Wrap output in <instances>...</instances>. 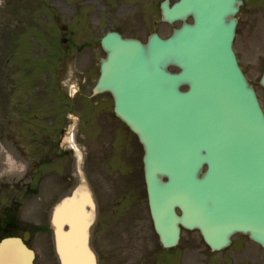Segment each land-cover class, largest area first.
Listing matches in <instances>:
<instances>
[{
	"label": "water",
	"instance_id": "obj_1",
	"mask_svg": "<svg viewBox=\"0 0 264 264\" xmlns=\"http://www.w3.org/2000/svg\"><path fill=\"white\" fill-rule=\"evenodd\" d=\"M242 3L166 0L163 20L183 22L171 36L102 40L107 58L96 90L113 94L117 114L145 146L151 211L165 246L176 245L184 227L199 229L213 250L236 233L264 248V110L233 50ZM76 201L63 200L53 216L61 263L97 264L90 220L77 225L66 214ZM14 248L17 264H33L34 252L18 237L1 242L0 264Z\"/></svg>",
	"mask_w": 264,
	"mask_h": 264
},
{
	"label": "rangeland",
	"instance_id": "obj_2",
	"mask_svg": "<svg viewBox=\"0 0 264 264\" xmlns=\"http://www.w3.org/2000/svg\"><path fill=\"white\" fill-rule=\"evenodd\" d=\"M5 1L0 0V41L6 32V20L9 19L11 35L16 33L11 42L18 52L16 55L12 54L10 61H7L11 66L9 70L12 78L7 89L3 73L0 74V150L5 148L23 167L6 172V153L0 151V225L8 219L17 227L32 229L34 233L29 244L37 253L35 264H59L52 246V235L46 231L51 225L50 209L53 204V201L46 200L50 191L49 181H44V187L48 190L44 196L41 197L37 191L27 192L25 184L31 183L33 174L29 176L31 166L28 174H25L24 164H32L38 158L37 148L44 146L47 136L54 130V124L67 114L65 104L72 103L67 90L56 87L55 72L62 66V74L67 70L68 73H75L72 78L78 77L79 69L83 80L90 78L94 83L96 79L99 62L105 52L91 38L93 29L88 25V20L92 24L99 23L94 18L98 14L103 15L101 8L104 9V2L20 0L22 15L19 16L18 5L15 7L17 0H11L13 7L11 6L12 11L7 16ZM83 1L85 5L81 4ZM76 2L78 4L75 7L80 9L76 11L73 7L68 12L67 9ZM239 18L234 48L239 63L255 86L264 108V88L260 85L264 70V0H246ZM16 19L18 30L15 26ZM58 19L68 26L84 25L79 30L83 33V39L74 42L60 41L57 28L54 27ZM177 25L163 22L160 9L156 7L150 23L142 26L140 21H136L134 29H129L127 33L137 31L138 37L146 41L148 33L158 32L167 37ZM20 26L23 27L22 32L19 31ZM79 49L82 51H78ZM62 50L67 54L61 56L65 54ZM5 52V47L2 51L0 49V67L4 66L8 57ZM101 97L107 99L105 108L108 109L110 96ZM4 118L7 127L4 126ZM77 133L81 132L76 131L79 139ZM21 147L27 155L26 159L19 152ZM107 186L111 188V182L108 181ZM126 195L115 199L100 196L101 215L99 224L93 229V243L101 264H152L153 260L155 264H161L159 258L164 251L154 235L149 215L142 216L141 202L135 204V197ZM183 247L186 248L187 257L182 259L177 252L170 254L168 258V254L163 264H264L261 247L241 235L235 237L229 249L216 253L209 249L198 231L184 230L178 248L182 250ZM245 250L250 251L247 252L248 259L239 255ZM232 256L234 257L231 258Z\"/></svg>",
	"mask_w": 264,
	"mask_h": 264
},
{
	"label": "flooded vegetation",
	"instance_id": "obj_3",
	"mask_svg": "<svg viewBox=\"0 0 264 264\" xmlns=\"http://www.w3.org/2000/svg\"><path fill=\"white\" fill-rule=\"evenodd\" d=\"M103 2L104 9L102 7L101 10L104 13L100 25L105 33L109 30L124 33L134 29L136 10L143 6L154 9L156 5V0ZM84 81L77 82L79 96L73 99L72 105L67 106L79 117L77 131L81 133L77 135L80 138L72 139L76 141V149L73 144L72 147L66 145L71 123L68 114L57 128L53 166L45 170L43 160L39 162L38 170L41 174L38 194L42 197L47 193L45 180L49 181L50 191L47 196L54 201L71 193L78 185H86L93 191L101 212V195L115 199L117 196L126 195L131 188L135 192V204L141 202L143 207L147 200L145 193H140L139 188L142 165L139 142L115 113H108L105 97H90L93 90L91 79ZM108 181L112 184L111 188L107 186ZM88 209L89 206L85 204V211ZM15 229L17 227L0 226V238L15 232Z\"/></svg>",
	"mask_w": 264,
	"mask_h": 264
},
{
	"label": "bare ground",
	"instance_id": "obj_4",
	"mask_svg": "<svg viewBox=\"0 0 264 264\" xmlns=\"http://www.w3.org/2000/svg\"><path fill=\"white\" fill-rule=\"evenodd\" d=\"M0 151H4V150L1 149ZM5 166H6L5 171L7 172V171L18 169L20 167V164L18 161H16L14 159V157H12L10 154H8L6 159H5ZM66 214H67V216L69 214L70 218L77 225H79V224L82 225L84 223V217L80 213V209H79V202H75L74 204H72L70 206V208L68 209V211L66 212ZM69 246L73 249L74 247L77 246V244L76 243H70ZM20 255H21V252L17 248L9 250L3 255L2 260H1V264H17L16 260L17 259L20 260V258H21Z\"/></svg>",
	"mask_w": 264,
	"mask_h": 264
}]
</instances>
